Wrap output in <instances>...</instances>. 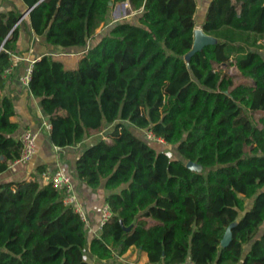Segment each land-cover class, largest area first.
Listing matches in <instances>:
<instances>
[{
  "label": "trees",
  "instance_id": "1",
  "mask_svg": "<svg viewBox=\"0 0 264 264\" xmlns=\"http://www.w3.org/2000/svg\"><path fill=\"white\" fill-rule=\"evenodd\" d=\"M23 1L33 7L34 32L62 48L86 47L118 3L138 17L115 23L76 69L42 56L29 81L55 146L113 125L76 162L80 180L110 191L112 216L89 240L87 223L50 181L0 184V264H116L132 247L148 264H264V0H212L202 28L217 43L190 58L197 0ZM21 16L0 12V174L23 149L14 101L3 92ZM132 128L177 146L182 158Z\"/></svg>",
  "mask_w": 264,
  "mask_h": 264
},
{
  "label": "crops",
  "instance_id": "2",
  "mask_svg": "<svg viewBox=\"0 0 264 264\" xmlns=\"http://www.w3.org/2000/svg\"><path fill=\"white\" fill-rule=\"evenodd\" d=\"M212 0H198V10L196 13V28H202L209 6ZM115 6L129 8L127 17L135 14L128 2L118 3ZM28 6L23 0H0V12L16 11L22 13V18L18 25L20 37L16 51L10 58V72L5 74L7 82L3 89L4 95L14 101L15 115L13 120L19 123V129L15 136L20 138L26 130L38 132L37 152L34 158L27 163H13L8 170L0 174V184L20 181L30 177H36L41 184L49 181L51 174L58 168H62L71 176L75 192L78 196L80 207L87 214V233L89 240L99 236L101 209L107 202L106 198L110 191L104 186L92 188L84 181L80 180L76 171V162L83 151L100 138L105 137L113 125L108 126L104 132L94 134L86 138L76 146L60 148L55 146L50 139L49 130L45 123L49 122V117L42 108L40 98L34 96L29 90V83L24 78L28 66L35 60L46 54H52L54 59L61 61L66 69H76L89 47L96 45L104 36L109 34L115 23L122 21L117 18L108 20L101 25L96 34L90 38L86 47L62 48L54 46L46 41L44 35H37L31 25L29 12L24 14ZM24 14V15H23ZM138 17V16H137ZM136 130L138 136H143L146 130L132 128ZM42 166L43 169L39 170ZM114 262L116 264H148L145 253L136 247L128 249L122 255H117Z\"/></svg>",
  "mask_w": 264,
  "mask_h": 264
},
{
  "label": "built area",
  "instance_id": "3",
  "mask_svg": "<svg viewBox=\"0 0 264 264\" xmlns=\"http://www.w3.org/2000/svg\"><path fill=\"white\" fill-rule=\"evenodd\" d=\"M36 61V60H35ZM33 61L27 68V72L24 80L29 83L31 78V73L33 69V65L35 63ZM10 68H7L5 74L10 72ZM45 126L48 130L51 129V123H45ZM146 137L150 142H156L161 144H166L165 140L161 137L156 136L153 132L149 131L146 133ZM20 140L23 143V149L21 152V156L15 161V163H27L31 161L37 152V140H38V132L33 130H26L20 136ZM49 181L53 184L55 188H58L63 193V201L67 206H72L80 214L82 219L87 223V214L83 211V209L79 205L78 196L75 192L73 182L71 176L67 171L62 168H58L51 174ZM112 216V211L108 203H105L101 209V218L99 229L102 230L105 223ZM179 264H195L192 260H187L186 262Z\"/></svg>",
  "mask_w": 264,
  "mask_h": 264
},
{
  "label": "rangeland",
  "instance_id": "4",
  "mask_svg": "<svg viewBox=\"0 0 264 264\" xmlns=\"http://www.w3.org/2000/svg\"><path fill=\"white\" fill-rule=\"evenodd\" d=\"M198 2V0H197ZM131 9L127 8H121V7H117L114 6L112 8V10L110 11L109 17L110 20H114L117 18H120L122 20H136L138 14L135 13L134 15L131 14L130 16L127 17V11H129ZM121 21V20H119ZM224 70H226L230 75L235 77V80L237 82L241 81V75L239 70L237 69V67L235 65H230V64H226V65H222V67ZM261 116L260 113H255L253 114V118L255 121H258L259 117ZM134 132L136 133V130H134ZM147 132H145L144 134H146ZM158 150H163L166 151L170 157L172 158H182V156L180 155V153L178 152L177 146H172V145H168V144H161V143H156V142H151ZM204 171V170H203ZM252 204V200H248V206H250ZM264 231V226L262 227L261 231L258 233L257 236L261 235L262 232ZM251 244H248L245 246V250H247L250 247Z\"/></svg>",
  "mask_w": 264,
  "mask_h": 264
},
{
  "label": "water",
  "instance_id": "5",
  "mask_svg": "<svg viewBox=\"0 0 264 264\" xmlns=\"http://www.w3.org/2000/svg\"><path fill=\"white\" fill-rule=\"evenodd\" d=\"M110 5L113 6V2H110ZM33 7H29L27 8L26 13L30 12L32 10ZM23 14V15H24ZM22 18V16H21ZM20 18V19H21ZM217 43V38L214 36H211L209 34H207L203 28H196L194 31V43H193V48L192 50L187 54L186 58H190L192 57L195 53L201 51L204 47L211 45V44H216ZM187 167L193 171H197V172H203L204 167L196 162L193 161H189L187 163ZM237 222H234L233 224H231L229 226V228L227 229L224 238L222 240V246L226 247L230 244L232 237H233V233H232V228L234 226H236ZM126 230H130V227L126 228Z\"/></svg>",
  "mask_w": 264,
  "mask_h": 264
}]
</instances>
